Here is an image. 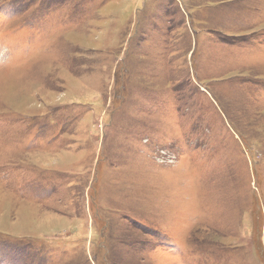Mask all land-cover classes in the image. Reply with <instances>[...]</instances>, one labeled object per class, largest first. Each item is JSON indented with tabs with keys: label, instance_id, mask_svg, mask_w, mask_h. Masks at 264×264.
Instances as JSON below:
<instances>
[{
	"label": "rangeland",
	"instance_id": "rangeland-1",
	"mask_svg": "<svg viewBox=\"0 0 264 264\" xmlns=\"http://www.w3.org/2000/svg\"><path fill=\"white\" fill-rule=\"evenodd\" d=\"M109 262L264 264V0H0V264Z\"/></svg>",
	"mask_w": 264,
	"mask_h": 264
},
{
	"label": "trees",
	"instance_id": "trees-1",
	"mask_svg": "<svg viewBox=\"0 0 264 264\" xmlns=\"http://www.w3.org/2000/svg\"><path fill=\"white\" fill-rule=\"evenodd\" d=\"M243 139V138H242ZM243 142H245V145H246V141L243 139ZM247 145H248V142H247ZM107 264H111L110 262L109 263H107Z\"/></svg>",
	"mask_w": 264,
	"mask_h": 264
}]
</instances>
